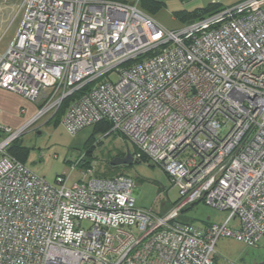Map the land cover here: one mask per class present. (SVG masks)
<instances>
[{
	"label": "built area",
	"instance_id": "2783aa9c",
	"mask_svg": "<svg viewBox=\"0 0 264 264\" xmlns=\"http://www.w3.org/2000/svg\"><path fill=\"white\" fill-rule=\"evenodd\" d=\"M138 1L20 0L0 88L37 104L24 126L65 99L69 133L108 122L133 160L164 171L178 201L154 216L135 206L129 176L95 175L94 162L80 180L50 185L7 151L24 126L0 124V264H217L219 237L253 246L264 234V0L178 31ZM200 200L228 210L224 222L179 219Z\"/></svg>",
	"mask_w": 264,
	"mask_h": 264
},
{
	"label": "rangeland",
	"instance_id": "374dc122",
	"mask_svg": "<svg viewBox=\"0 0 264 264\" xmlns=\"http://www.w3.org/2000/svg\"><path fill=\"white\" fill-rule=\"evenodd\" d=\"M223 1L222 3L227 4L234 0ZM176 3V7H179L176 10L162 7L157 9L151 17L164 28L173 31H178L187 25L188 20L184 21L181 18L198 19L197 16L194 17L193 12L199 8H195L196 6H193L190 0H177ZM202 3L203 7L207 5V2L202 1ZM143 10L148 13L147 10ZM116 78L115 74H110L111 80ZM104 80H106L105 76L98 82ZM48 118L49 115L46 114L24 126L18 135L16 146L23 152V163L26 167L50 185H55V178L58 175H65L68 184L80 180L81 171L85 169V166L75 165V162L84 154L87 147H91V151L84 158L85 161L94 162L95 175H114L109 161L121 156L127 148L131 154L133 153L131 143L117 133L105 135L93 126H89L71 134L61 123V117ZM118 166L119 169L115 172H123L134 181L136 207L157 216L167 212L178 201L177 188L171 184L158 165L147 160H133L130 165ZM228 214V210L216 209L200 200L187 205L180 213L179 219L188 220L195 226H202L203 223L221 224ZM233 223L234 219L229 226H234ZM89 225L88 221L81 223L83 228H88ZM214 251V261L217 264H252L255 259L264 255V234L253 246L232 236H221L215 243Z\"/></svg>",
	"mask_w": 264,
	"mask_h": 264
},
{
	"label": "crops",
	"instance_id": "0c3cea01",
	"mask_svg": "<svg viewBox=\"0 0 264 264\" xmlns=\"http://www.w3.org/2000/svg\"><path fill=\"white\" fill-rule=\"evenodd\" d=\"M202 1L204 3L207 2V4L217 1L222 7H226L241 0H234L227 4L222 3L223 0H190V3L193 4V6H196L195 8H200L203 7L201 6L203 5ZM149 2H152L153 4L159 3L160 6L158 8H153L152 4H148L147 2L142 3L140 1L137 2L136 6L140 11L150 17L152 14L156 13L157 9L162 7H166L172 11L179 8L176 7L177 0H149ZM19 3L20 0H0V55L8 48L17 31L21 19V14H16ZM174 4L175 8H173ZM143 9L147 10L148 13L144 12ZM37 108V104L34 101H31L18 93L0 88L1 125L11 129H19L33 118L37 112ZM205 224L207 223H203V225Z\"/></svg>",
	"mask_w": 264,
	"mask_h": 264
},
{
	"label": "trees",
	"instance_id": "16d2710c",
	"mask_svg": "<svg viewBox=\"0 0 264 264\" xmlns=\"http://www.w3.org/2000/svg\"><path fill=\"white\" fill-rule=\"evenodd\" d=\"M117 1H129V0H117ZM140 2L142 3H148V4H152L153 8H158L160 6L159 3H152V2H149V0H139ZM224 7H222L219 2L215 1V2H212V3H209L207 4L205 7L203 8H199V9H196L195 12H193L194 14V17H198V19H192V18H188V19H185L186 17L184 18H181V20H184V21H187L186 23L187 24H190L196 20H199V19H202L210 14H213V13H216L218 11H220L221 9H223ZM198 14V15H197ZM192 15V14H191ZM76 95V94H75ZM67 100L68 99H65L63 100L61 106L57 109V111L55 112V114L52 116V117H61L63 112H64V109H65V106L67 104ZM51 119V118H49ZM93 127L95 129H97V131H100L102 132L103 134L105 135H108L110 134L111 132L109 131L110 130V127L111 125L106 122V121H102V122H98L97 124L93 125ZM17 141H18V138H15L11 144L9 145V147L7 148V151L9 154L13 155L16 159H18L19 161H21L22 163L24 162L23 161V152L16 146L17 144ZM90 151H91V147H87L86 151L84 152V154L78 159L77 161V164L78 165H82V166H85V168L89 167L91 165V161L92 160H89V161H85V156L86 155H89L90 154ZM148 161V159L145 157V156H142L140 159L138 160H135V161ZM110 168L112 169L113 171V174L114 175H119V174H124L123 172H120V173H117L115 172L116 170L119 169V167L117 166H111L109 164ZM114 175H106V174H103V175H98V176H114ZM183 222H189L188 220H185L183 219L182 220ZM208 224V223H207ZM205 224V225H207Z\"/></svg>",
	"mask_w": 264,
	"mask_h": 264
},
{
	"label": "water",
	"instance_id": "95a60500",
	"mask_svg": "<svg viewBox=\"0 0 264 264\" xmlns=\"http://www.w3.org/2000/svg\"><path fill=\"white\" fill-rule=\"evenodd\" d=\"M132 161H133L132 154L127 148L124 156H117V157L112 158L109 161V164L111 166L130 165ZM252 264H264V259L263 260L255 259Z\"/></svg>",
	"mask_w": 264,
	"mask_h": 264
},
{
	"label": "flooded vegetation",
	"instance_id": "af4514ba",
	"mask_svg": "<svg viewBox=\"0 0 264 264\" xmlns=\"http://www.w3.org/2000/svg\"><path fill=\"white\" fill-rule=\"evenodd\" d=\"M125 155V152L121 155V156H124ZM117 167H119V166H117ZM258 259H260V260H263L264 259V255L263 256H261L260 258H258Z\"/></svg>",
	"mask_w": 264,
	"mask_h": 264
}]
</instances>
